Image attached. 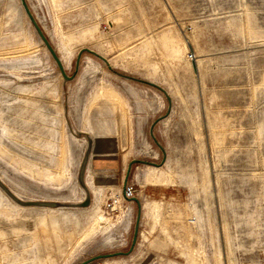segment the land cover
I'll use <instances>...</instances> for the list:
<instances>
[{
    "label": "rangeland",
    "instance_id": "rangeland-1",
    "mask_svg": "<svg viewBox=\"0 0 264 264\" xmlns=\"http://www.w3.org/2000/svg\"><path fill=\"white\" fill-rule=\"evenodd\" d=\"M24 1L71 78L0 0V264H264V0Z\"/></svg>",
    "mask_w": 264,
    "mask_h": 264
},
{
    "label": "water",
    "instance_id": "water-1",
    "mask_svg": "<svg viewBox=\"0 0 264 264\" xmlns=\"http://www.w3.org/2000/svg\"><path fill=\"white\" fill-rule=\"evenodd\" d=\"M21 4H22V7L29 19V21L31 22L32 26L34 27L37 35L39 36L40 40L43 42L44 46L46 47V49L48 50L49 54L51 55V57L53 58V60L55 61L59 71H60V74L61 76L63 77V79H69L71 78V76H67L65 71H64V68H63V64L61 62V59L59 58V56L57 55V53L55 52L54 48L52 47V45L50 44V42L48 41V39L46 38V36L44 35L43 31L41 30V28L39 27V25L37 24V22L35 21V18L33 17V15L31 14L26 2L24 0H21ZM89 51L91 52L92 54L98 56L99 58L103 59L107 65L109 66L107 60H105V58L99 54H97L95 51L89 49V48H82L79 52H78V56L80 55V53L82 51ZM78 59V58H77ZM135 233V232H134ZM134 241V239H133ZM131 248V247H130ZM123 254V253H127V252H115V253H107V254H99V255H95V256H92L90 258H88L87 260H84L82 262H80L79 264H85L93 259H96V258H101V257H110V256H113V255H117V254Z\"/></svg>",
    "mask_w": 264,
    "mask_h": 264
},
{
    "label": "built area",
    "instance_id": "built-area-1",
    "mask_svg": "<svg viewBox=\"0 0 264 264\" xmlns=\"http://www.w3.org/2000/svg\"><path fill=\"white\" fill-rule=\"evenodd\" d=\"M123 195L125 197H131L132 196V186H125L123 189Z\"/></svg>",
    "mask_w": 264,
    "mask_h": 264
}]
</instances>
